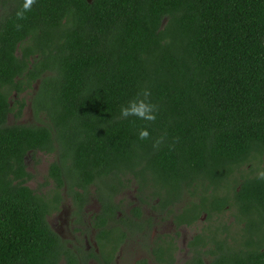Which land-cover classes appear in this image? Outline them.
<instances>
[{
    "label": "trees",
    "instance_id": "16d2710c",
    "mask_svg": "<svg viewBox=\"0 0 264 264\" xmlns=\"http://www.w3.org/2000/svg\"><path fill=\"white\" fill-rule=\"evenodd\" d=\"M21 4L0 0V264H77L47 217L68 195L78 221L90 191L106 261L151 229V212L177 236L233 207L239 237L229 242L218 225L196 233L185 264H264V0H36L20 21ZM34 83L36 121L7 124ZM142 89L156 120L121 118ZM38 151L56 154L47 194L26 185L25 158ZM131 184L146 210L117 200ZM165 236L148 246L173 264Z\"/></svg>",
    "mask_w": 264,
    "mask_h": 264
},
{
    "label": "rangeland",
    "instance_id": "374dc122",
    "mask_svg": "<svg viewBox=\"0 0 264 264\" xmlns=\"http://www.w3.org/2000/svg\"><path fill=\"white\" fill-rule=\"evenodd\" d=\"M36 85L37 84L34 83L32 89L26 90L18 96V98L22 97L24 99L25 106L20 118H14L13 115L9 114L6 121L7 124H29L36 121L30 106L31 93L36 88ZM15 97L16 95L12 94L11 98ZM40 119L43 121L45 120L43 116H41ZM54 158H56L55 153L45 154L40 151L35 152L34 154L29 153L25 158L26 170L30 173V179L27 180L26 185L38 193H49L51 189L55 187V183H53L52 179L48 177V167ZM249 167L250 165L243 166L240 171L235 174L237 179L240 178L241 174L248 173L250 170ZM134 186V184H131V187L126 189L117 198V200L122 201L123 209H128L130 206L138 204L134 192ZM60 192H62V195L66 193L64 189H61ZM186 199H189V197H186ZM98 209L99 202L94 197H91L82 214L81 221L83 223L79 224L75 216H73V202L69 196L66 195L61 200L58 210L48 215L47 220L51 228L70 244L79 245L83 243L86 246L94 247V244H96L94 232L90 228L85 229L84 225H87L90 222L91 216L95 214ZM234 213L235 210L233 207H227L221 213L214 215L211 220H207L206 216L203 214L192 225L179 227L178 235L175 240L178 247L176 256L179 263L181 264L184 262L187 257V241L194 234L200 233L203 230L206 231L207 228H212L214 225H218L220 228L227 226V230H221V233L222 235L227 236L229 242H233L234 238L232 237H239L243 225L235 221ZM145 214L148 215L150 212L146 211ZM175 230L176 229L171 221L167 220L164 222H158L156 226L154 225L150 234H152V236H155L156 234L174 236ZM133 239H129L123 244V247L117 253L114 264H133L134 259L140 258L142 254L145 253L140 247V243L137 240L138 238H136V241H132Z\"/></svg>",
    "mask_w": 264,
    "mask_h": 264
},
{
    "label": "flooded vegetation",
    "instance_id": "af4514ba",
    "mask_svg": "<svg viewBox=\"0 0 264 264\" xmlns=\"http://www.w3.org/2000/svg\"><path fill=\"white\" fill-rule=\"evenodd\" d=\"M65 195H63L64 197ZM91 197H94L93 194H92V191L89 192L88 196H87V203L83 206V209L81 211H79V216H80V219L77 221L79 224L80 223H83L81 221V218H82V214L84 212V208L86 207V205L88 204V202L90 201ZM95 198V197H94ZM137 198V197H136ZM96 199V198H95ZM97 200V199H96ZM137 202L138 204H134V205H140L141 204L139 203L138 199H137ZM143 206V205H142ZM141 208L145 209L146 210V207L143 206ZM131 207V206H130ZM94 215V214H93ZM93 215L91 216L90 218V222L87 224V225H84L85 226V229L86 228H90L93 232H94V238H95V241H96V244H94V247H91V246H86L84 245L83 243L79 244V245H72L70 244L67 240V245L73 250V252L75 253V255L77 256L78 258V263L77 264H114L115 263V260H116V256H117V253L119 252V250L123 247V244L129 240V239H133L134 237L138 238L137 240L139 241L140 243V247L141 249L145 252L144 254H142V256L140 258H136L134 259L133 261V264H136V261L138 260H145V264H166V263H161V262H157L154 258V256L152 255L151 253V246H148V244H151L153 242V240L157 237V236H161L159 234H156L155 236H152V234H150V231L152 230L153 226L157 225L158 222H164V221H167V220H162L157 214H154L152 213L151 216H153V221H152V225H151V229L148 230L146 227L147 230H144V231H140L138 233H136L135 236H129L127 239H125L124 242H122L117 251L115 252L114 254V257L112 259H110V261H106L105 260V257L103 256V253L101 252L100 250V246L99 244L97 243V239H96V232H97V229H95L92 225V218H93ZM146 215V214H145ZM75 216V215H73ZM75 218H78L77 216H75ZM171 221V220H169ZM172 223V222H171ZM173 224V223H172ZM174 226V225H173ZM176 229V228H175ZM179 229V228H178ZM177 229V230H178ZM125 230V229H124ZM176 231V230H175ZM57 233V232H56ZM144 233H146L147 235H145ZM58 234V233H57ZM164 235V234H163ZM169 235H166L165 238L168 240ZM62 237V236H61ZM173 237V236H172ZM63 238V237H62ZM136 238H134L132 241H136ZM174 238L176 240V236L174 234ZM64 239V238H63ZM65 240V239H64ZM175 244L173 245V264H180L179 261L177 260V256H176V253L178 251V247L176 245V241H174ZM188 242V241H187ZM135 243V242H134ZM133 243V244H134ZM109 248H111L110 245H108ZM186 251H187V257L185 259L184 262H182L181 264H185L189 258L191 257V252L189 251V247H188V243H186ZM132 253V252H131ZM96 255L98 257V259L94 258L92 255ZM131 255V254H130ZM59 264H66V261L65 260H61L59 262Z\"/></svg>",
    "mask_w": 264,
    "mask_h": 264
},
{
    "label": "clouds",
    "instance_id": "9594fccd",
    "mask_svg": "<svg viewBox=\"0 0 264 264\" xmlns=\"http://www.w3.org/2000/svg\"><path fill=\"white\" fill-rule=\"evenodd\" d=\"M36 3V0H22L21 7L16 12L17 20L27 19V13L32 11V6ZM17 30H21L23 25L17 23L14 25ZM151 92L148 89H142L132 99H130L126 105H122L120 109L121 118L127 119L129 117H135L137 119L154 122L156 120V112L158 106L150 100ZM150 133L147 128H141L138 132V139L148 140ZM163 142V137H159L153 144V147H158ZM256 178L258 180H264V169L257 172Z\"/></svg>",
    "mask_w": 264,
    "mask_h": 264
}]
</instances>
